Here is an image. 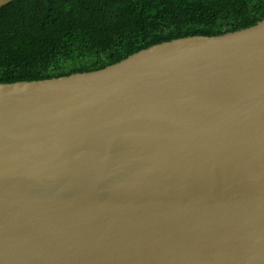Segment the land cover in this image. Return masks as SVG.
Segmentation results:
<instances>
[{
  "label": "water",
  "instance_id": "water-1",
  "mask_svg": "<svg viewBox=\"0 0 264 264\" xmlns=\"http://www.w3.org/2000/svg\"><path fill=\"white\" fill-rule=\"evenodd\" d=\"M0 264H264V18L0 82Z\"/></svg>",
  "mask_w": 264,
  "mask_h": 264
},
{
  "label": "trees",
  "instance_id": "trees-1",
  "mask_svg": "<svg viewBox=\"0 0 264 264\" xmlns=\"http://www.w3.org/2000/svg\"><path fill=\"white\" fill-rule=\"evenodd\" d=\"M264 18V0H12L0 8V82L92 71L153 44Z\"/></svg>",
  "mask_w": 264,
  "mask_h": 264
}]
</instances>
